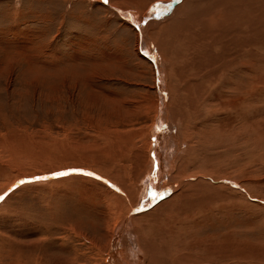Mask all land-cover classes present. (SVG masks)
<instances>
[{
  "label": "rangeland",
  "instance_id": "obj_1",
  "mask_svg": "<svg viewBox=\"0 0 264 264\" xmlns=\"http://www.w3.org/2000/svg\"><path fill=\"white\" fill-rule=\"evenodd\" d=\"M145 1L138 0L137 3V0H114V3L127 5L129 9L125 11L127 13L139 14L140 16H136V21L140 22L137 23L143 30V35L149 41L154 42L153 37L156 34L153 35L147 27L151 19L148 20V17L146 19L145 17L151 13L153 16H162L164 13L162 15L159 13L161 6L165 4L167 8L172 5L174 7L180 1L154 0L150 2L151 0H149L147 7L143 9ZM114 3H110L108 0H0V187L17 175L26 176V174L41 172L43 175L55 174L57 176L58 173L61 174L60 170L63 171L62 168L65 167L82 171H88L90 168L89 172L93 175L104 181L107 180L106 182H111L95 171L97 169L108 170L103 164L95 163V160L101 161V158L104 160L106 158L104 153L106 152L107 155L109 151L112 154L107 156L116 160L114 161L115 166L117 165L121 169V173L124 174L119 178L124 180L126 175L132 173L130 170H133V154L137 147L145 145L143 144L145 141L152 144L146 143L150 147L148 148L146 145V149H143L146 166L147 162L152 160V155L156 156L158 146L160 155L165 154V151L171 148L173 149L174 142L172 143V141L174 140L169 138L170 135L166 137L164 129L159 130V136L168 138L166 147L157 143L158 134L155 135V138L150 135V128L156 127L155 116L158 117L161 102L155 80L156 73L150 69V66L153 69L151 61L140 53L138 47L136 50L139 31L115 10ZM260 53L264 55V51ZM172 57L169 60L170 62L174 61L173 65L177 67V60L175 58L173 60ZM178 64L181 66L179 62ZM263 65L264 58L260 62V78L264 82ZM171 70L173 69L170 68ZM185 73H187L186 70ZM188 73H183V78L186 76L185 81L196 86L195 83L198 79L193 78L190 71ZM152 77L155 81L154 85ZM218 81L215 79L209 84L210 86L206 87L205 85L204 90L207 94L214 90ZM184 84L183 80L177 85ZM223 91L216 90V94L221 99L225 98L223 101L220 99V102L228 103L225 105L226 108L222 109L219 104L206 102V106L201 107V113L212 122L203 125L198 119L194 125L199 123L197 128L201 130L200 133L205 132L203 135L206 136L204 139V136L202 137L203 144H205L202 147L204 153L199 154L203 160L210 159L209 164L203 161L204 167L207 170H212L210 174L213 176L226 177V182L234 183V186L228 187L232 190L230 192L227 190H223L227 191L223 192L222 189L210 191L209 194L207 193L209 197L203 196L198 202L204 198H212L218 203L221 200L223 202L224 199L230 198L231 193L232 197L229 199L231 202L226 200L224 202L228 203L227 205L230 207L232 206V209L228 210L231 212L227 213L226 217H221L219 221L213 223L211 229H204L205 231L197 234V239L202 240L204 234L208 232L211 236L208 241L213 243H210V246L209 243H203L200 247H196V239H192V237L185 239L183 237L180 242L174 240L175 242H172L171 245L173 240L168 243L169 240L165 237L162 239L155 236V238L158 237L155 239L157 242H160L157 239L167 240V245H171H169V249L168 246H164V242H162L163 244L158 243L166 252V257L170 256L168 258L170 261L176 260V257L181 255V258H178L179 261L183 257L196 255L195 252H197L199 254L197 256L201 255V258L206 259L208 263L217 264L219 261L218 264H220L221 255H225L223 253L226 252L229 254L230 264H264V93L259 105L255 102L254 104L249 103L248 100L244 102V105L242 104L243 118H240L229 107L230 101L225 96L226 89ZM231 93L235 95L233 91ZM181 94L179 95L181 96ZM179 95L174 96L178 101L181 99ZM248 103L253 104L254 107L259 106L255 108L257 111L253 110L254 107ZM247 105L248 108L251 107L249 109L252 110L251 114L248 109H245ZM219 113H224L223 115L226 117L221 116L218 117V120L214 119V115ZM253 114L259 123H255ZM232 116L236 117L235 120L238 124H235V121V123H229L228 128L226 127L228 134L225 133L226 137L223 135L224 138H221L222 134L215 130L218 129L217 124L222 117L227 124L225 119H231ZM245 116L248 119H244ZM152 120L154 124L151 123ZM232 120L234 119L232 118ZM245 120H251L252 127L258 125L257 129L256 126L253 128L255 131H252L251 134L259 135L251 136V140L249 133L252 129L248 124L249 121ZM242 123L245 125L244 128H246V123L248 124L247 128L251 129H249V133L246 132L247 128H243ZM203 127L206 130L202 129ZM208 127L212 129H207ZM173 129L171 127L169 131H172L173 135H177L176 130ZM110 131L112 132L110 133ZM115 133L119 136H117L118 138L115 137ZM137 133L141 136L139 137ZM100 135L104 136V139H101ZM120 136H124L125 140L130 139V141L124 143V137L120 138ZM184 136L186 137V146H188L190 143L188 136L187 134ZM205 140L207 143L211 141L210 145L204 143ZM130 142L132 147L128 146ZM250 145L258 146L253 149ZM82 156H87V159ZM120 159L122 160L120 161ZM75 164H80L82 169L72 168ZM46 168L47 170L54 168L55 171L47 172ZM152 170L149 174H153L154 170ZM74 176H79V180H75ZM159 177V183H162L161 188H158L155 183L150 187L145 182L147 190L143 193L141 201H138L134 207L142 203L145 208V204L149 202L151 196L155 199L153 198L149 203H153L152 207L141 211L142 213H137L138 215L147 213L164 200L157 199V196L164 195L163 191L167 189V184L163 186L162 176ZM27 178L29 179L25 183L14 186L10 184L3 189L2 193L0 190L2 199H0V239H2L0 240V264H22L27 257L36 254L46 258L49 264L63 263L65 257L70 256V251L69 254L67 251H65L66 253L63 251L65 245L78 244L77 238L70 230L71 227L79 226L90 236L105 233L100 224L104 222L103 215L96 208L103 210L100 200H103L104 195L107 194L106 189L109 188L98 178L81 174L72 176L67 174L57 176V180L51 177L41 180V182L38 181L40 183L30 181L31 176H26L23 180H27ZM84 178L86 182H83ZM169 178H173V173H170ZM143 181L136 183L138 188L143 187ZM6 189L10 190L6 192ZM234 191H238L242 195L241 200L233 195ZM101 193L103 197L100 196ZM116 227L117 224L110 225V229ZM68 230L72 235L68 233ZM152 233L151 236L158 235L156 231ZM226 237L228 240L225 239ZM184 240L185 243H182ZM120 243L121 240L119 245ZM175 243L177 244L174 245ZM173 248H176L178 252H172ZM182 248H184L183 251ZM200 249L204 251H200ZM228 251L232 252L228 253ZM133 252L136 255V251L133 250ZM211 256L218 258L212 259ZM173 257L175 258L173 259Z\"/></svg>",
  "mask_w": 264,
  "mask_h": 264
},
{
  "label": "bare ground",
  "instance_id": "obj_2",
  "mask_svg": "<svg viewBox=\"0 0 264 264\" xmlns=\"http://www.w3.org/2000/svg\"><path fill=\"white\" fill-rule=\"evenodd\" d=\"M108 1H110V3H114V0H108ZM148 1L149 0H146L145 1L146 3L144 2L143 9L147 7ZM152 1L154 0H151L150 2ZM177 2L179 3L174 7L173 5L172 6L170 5L171 7L167 8L165 7V4L163 5L164 7L161 6L160 7L161 12L159 13L161 15L164 13L162 16L157 17L154 15L155 16L154 17L152 13L147 15L146 17L144 16L145 19L147 17L148 20L151 19L150 22H148L147 27H149L148 30H150V32L153 33V35L156 34L154 37L152 35V37L154 38V42L152 40L149 41L143 35L144 32H142L143 30H141V27H139L137 23L139 21L138 20L136 21L137 19L136 16L139 14L136 15L128 11L130 13L129 14L125 12L126 10H129L127 8V5L114 3L116 8L115 10L119 12L120 15L124 17L126 20H128L132 25H134L139 31V41L137 43L138 46L135 43L136 50L138 47L140 53L144 55L146 59L148 58L151 61L153 69L151 66L150 69L152 72L154 70V72L156 73L155 80L159 89L161 102L159 101L160 107L158 111V117L155 116L156 127L154 128L152 126L150 128V135L155 138V135L158 134L157 143L158 144L160 143L162 146H165L168 138L159 136L160 135L159 130L164 129L165 130L164 134L166 135V137L167 136L169 137L170 135L169 138H172L174 140L172 141V143L174 142L173 149L171 148L168 151H165V154L160 155L158 151L159 150V146H158L157 147L158 150H156L157 151L156 156L152 155V160L148 161L146 166L143 149H146V145L149 148L150 147L149 144L151 143L145 141L143 143L145 144L144 146L137 147L135 153L132 156L133 160L129 158L133 161V163L131 162L133 165L132 166L133 170H130L132 171V173H130V175L129 174L126 175L124 180H121L119 178L123 173H121V169H119L117 165L115 166L114 161L116 160H113L111 156L109 157L107 156L112 154L110 151L107 153V155L106 152L104 153L106 157L104 158V160H102L103 158L101 157H100L101 161L97 159L95 160V163L103 164L104 167H107L109 171L104 169L102 170L97 169L95 171L98 172V174H100L102 177H106L111 182H106L107 180L104 181L103 179L98 178L96 175H93L91 172H89L90 168L88 169V171L69 169L66 167L62 168L63 171L60 170L61 174L58 173L57 176L67 175V174H71V176L77 174H81L84 176H93L98 178L109 189H106L107 194L104 195L103 200L99 199L100 201H102L101 208L103 210H99V208H96V210L103 215L102 219H104V222L100 224L105 233L103 232L104 234H98V236L97 235L90 236L89 234L81 230L79 226L71 227L70 230L73 233L74 237L77 238L78 244H67V246L65 245L63 251L64 252L67 251L68 254L70 251V256L65 257V259L62 261L63 263L56 262L55 264H210V262L208 263L206 259H205L206 261L202 259L201 255L197 256L199 255L197 254V252H195L196 255L191 254L192 256L189 255V257L187 256L185 258L183 257L181 260L178 261V258H181V255L179 254L180 257L178 258L176 257V260L170 261V259H168L170 258V256L168 258L166 257V252L162 250L161 245H159L158 243L164 242V246L169 247L170 244L172 245V242L173 243L175 242L174 240L180 242V240H182L183 237L184 239L187 237L188 238L192 237V239L193 238L196 239V241L194 240L195 246L200 247L203 243H209L208 240L211 239V236L208 234V232H206V234H204L205 236L203 237V239L198 240L197 234L201 233V231H205L204 229H211L213 223L219 221L221 217H226V214L231 212L228 210L232 209V206L230 207V205H227L228 203H225L226 201L231 202L229 201V199H231L232 197L231 193L229 195L230 198L228 200L223 198L224 201L226 200L225 202L224 201L222 202L221 200V202L219 201L218 203V201L216 202V200L213 201L212 198L211 199L204 198L203 200H201V202H198L199 199L203 196L209 197L207 196V193L209 194L210 191L216 189L219 190L222 189V191L227 190L228 192H230L231 189H229L228 187L234 186L233 185L234 183L233 184L229 182L227 183L225 179L226 177L211 175L210 173L212 172V170H207V168L204 167V163L210 162L209 161L210 159L206 158V160L205 159L203 160V158L200 157L201 155L199 156V154L204 153L202 152V147H204L203 145L205 144H203L202 137L204 136L203 134L205 132L200 133L201 130L197 128V124L199 123H197L196 126L194 125V123H196V120L198 119L200 120V123H202L203 125L211 121V119L209 118L206 119L205 118L206 116H204L203 113H201V107L206 106V102H210L211 104L212 103L219 104V106H222V109L225 107L226 104L228 105V103L223 104L220 102L221 97L216 94V90L223 91V89H226L225 96L230 101L229 107L233 109L234 110L233 112H235L236 115L240 118H243L241 114V110H242L241 108H242V104L244 105V102L246 100H248L249 103L252 102L254 104L255 102L258 105L260 104L259 102L261 96L264 93V82L260 78V62L261 59L264 58V55H261L260 53L261 51H264L261 50L264 49V0H178ZM134 35L136 34L134 33ZM171 56H173L172 59L175 58V60H177L176 62L177 67L176 65H173L174 61L170 62L169 59ZM178 62L181 64V66L178 64ZM170 68H172L173 70L170 71ZM185 70L187 73L188 71H190L191 73L190 75L193 78L198 79L195 84H197L196 86L198 87L200 86L199 88L192 85V83L190 84L189 82L185 81L186 76L185 78H183L184 77L183 73L187 74L185 73ZM152 79H153L152 84L154 85L155 82L154 78L152 77ZM174 79L176 82L173 81ZM215 79L216 81L219 80L218 83L215 84L214 90L211 92L209 91L207 94L206 91L204 90L205 85L206 87L210 86L209 84L214 82ZM183 80L185 84L182 86L180 85L178 86L177 84L180 82L182 83ZM190 80L192 81V79ZM206 82L208 83V85ZM173 90L175 91V93L178 94H175ZM230 91L231 92L233 91L235 95H233ZM179 94H181V96ZM175 95H179L181 99L179 101L176 100V98L174 97ZM223 99H221V101H223ZM249 103L248 105L253 106V104H249ZM248 105L247 108L245 107L246 110L247 109L249 110L251 108V107L248 108ZM256 107L252 109L255 110ZM249 111L251 114L252 110ZM223 114L224 113H219L217 115H214L215 116L214 119L218 120V117L221 116L226 117ZM248 116L250 117V115ZM256 117H255V123L259 121L258 119H256ZM232 118L234 120H232ZM232 118L231 119L226 118L225 121L227 124H225L224 119L222 117V119H220L217 124L218 129H215L214 127L215 130H218L217 133L222 134L221 138H224L225 136L224 134L226 133V127L228 128V126L230 125L229 123L237 121L235 120L236 118L235 116H232ZM245 118L247 117L245 116L244 119ZM238 120L241 119L238 118ZM251 120H253V118H251ZM251 120H248L249 122L246 120L245 121L248 122V124H250V122H252ZM151 123L154 124L153 120L151 121ZM235 124L238 123L236 122ZM248 124L246 123V128ZM249 126H251V124ZM255 126L257 129L258 125L256 124ZM171 127L176 130L177 135H173V132L169 131ZM233 127L231 128L233 129ZM244 127L245 125L243 126V128ZM254 127L252 126L250 127L252 130L248 127L247 128L248 131L246 128L244 129H246V132L248 133L250 129L251 130L249 133L250 135L252 131H255V129L253 130ZM210 128L208 127L207 129ZM202 129L206 130V128L204 127ZM214 129L213 131H215ZM235 129H236V125H235ZM238 129H239V125H238ZM111 132L112 131H110V133ZM209 132L208 135H210ZM184 134H187L188 136L190 142L188 146H186V137L184 136ZM226 134H228V132ZM256 134L257 133L251 134L250 140L252 138L251 136L257 137V135H259ZM103 135L105 134L103 133ZM137 135L136 137L141 136L140 134L138 136ZM117 136L118 135L116 134L115 137L118 138L119 136L118 137ZM101 137L102 136L100 135V138ZM103 137L101 139H104ZM121 137L122 136H120V138ZM204 138H206V136H204L203 139ZM128 140L130 141V139ZM128 140H125L124 137V141H125L124 143H126V141ZM222 140L224 141V139ZM205 141L206 142L204 143L210 145L209 143L211 141L209 143H207V140ZM118 143L121 144L120 141H118ZM130 144L131 142L129 143L128 146L132 147L133 145ZM109 146L110 145H108V147ZM250 147H253V149L256 148L254 147V145L253 146L250 145ZM99 150L103 151L102 149ZM96 153L98 154V152ZM87 156H82V157L84 159H87ZM122 159H120V161ZM74 163H76V161ZM163 164H165V166H163ZM82 167L85 166L82 165ZM72 168H81V165L75 164L72 166ZM124 170L126 171L127 169L125 168ZM151 170L153 171L152 172L153 174L151 173L149 174ZM45 171L49 172L55 170L54 168H52V170L51 169L47 170L46 168ZM170 173H173L172 179L169 178ZM160 175L162 176L161 179L164 180L163 186L164 184H167L166 185L167 189L163 191L164 195L160 196L159 194L157 196V199L158 200L164 199V200L161 203H158L156 206L153 205L154 208L148 211L147 213L138 215L137 213L144 211L146 209L148 210L150 207H152L153 204V203L149 204L153 200V197L151 196L149 202H147L148 204L147 203L145 204L146 205L145 208H144V204L142 203L134 207L138 201H141L143 193L145 192V190H147V186L145 189V182L146 185L148 184L150 187H152L153 183H155V185L158 188H161L162 183L161 184L159 183ZM26 176H31L30 181H36V182L38 181L41 182V180H45L51 177L52 179L57 178L55 174L43 175L41 174V172L32 173L31 175L26 174ZM26 176L25 175L22 176L17 175L16 177L13 176L14 178L9 180L8 183L4 184L5 183L4 182L3 183L4 185L0 187L1 193L3 189L10 184L14 186L27 182L29 178H27V180H23L24 177ZM79 176L77 177L74 176L75 180H79ZM196 177L198 178L196 179ZM80 179L83 180L82 178ZM143 179L145 180L143 181ZM141 181L144 182V183L142 182L143 187L138 188L136 183ZM83 182H86L85 178ZM216 182L218 183L217 185L219 186L216 185ZM8 190L6 189V192ZM227 191H223V192H227ZM174 192L176 193L172 195ZM234 192L235 193L233 195L239 197V199L241 200L242 195L238 193V191L237 192L234 191ZM102 193L100 194V196L102 195ZM217 198L219 199L218 195ZM239 199L237 200L235 199V200L238 201ZM111 224L113 225L117 224V227L115 229L113 228L114 230L110 229ZM153 231L154 232L156 231L158 235L151 236V234H153L152 233ZM68 233H70L69 230ZM72 233L70 234L72 235ZM155 236H159L160 238L165 237V239L169 240L168 243L171 240L173 241H171V243L167 245L168 244L166 242L167 240L162 241L163 239L162 238L161 240L157 239L160 241L157 242L155 239L158 237L155 238ZM225 239L228 240L227 237ZM120 240L121 243L119 245ZM183 242L185 243V240L182 241V243ZM222 242H224V239H222ZM210 243L213 244L212 242ZM176 244L177 243H175L174 245ZM209 246L206 247L209 248ZM35 248L37 247L35 246ZM176 248H173L172 252L174 251L178 252L180 250V247L178 248V251ZM183 249L184 248H182V251ZM203 249H200V251ZM133 250L136 251V255L134 254ZM230 252L228 251V253ZM223 254L225 255H221V259L223 261V263L222 261L221 263L230 264L228 260L229 254H226V252ZM230 256H234V255H230ZM174 258L175 257H173V259ZM217 258L212 257V259H217ZM22 264H49V262L46 258L42 256H38L36 254L35 256L31 255L30 257H27V259L24 262H22Z\"/></svg>",
  "mask_w": 264,
  "mask_h": 264
},
{
  "label": "snow or ice",
  "instance_id": "obj_3",
  "mask_svg": "<svg viewBox=\"0 0 264 264\" xmlns=\"http://www.w3.org/2000/svg\"><path fill=\"white\" fill-rule=\"evenodd\" d=\"M155 199V197H153Z\"/></svg>",
  "mask_w": 264,
  "mask_h": 264
}]
</instances>
